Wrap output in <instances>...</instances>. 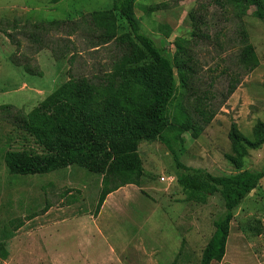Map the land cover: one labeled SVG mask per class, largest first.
Listing matches in <instances>:
<instances>
[{
	"label": "rangeland",
	"instance_id": "obj_1",
	"mask_svg": "<svg viewBox=\"0 0 264 264\" xmlns=\"http://www.w3.org/2000/svg\"><path fill=\"white\" fill-rule=\"evenodd\" d=\"M112 3L0 0V107L7 106L11 114L16 109L26 113L70 76L108 69L118 50L113 43L88 49L93 34L83 18L109 9ZM135 4L142 31L156 44L164 37L171 56L174 41H185L197 70L190 87L197 92L210 90L217 95L216 102L226 91L223 70L233 64L234 51L245 40L242 34L254 45L260 63L242 78L208 125L191 113L185 100L188 92H179L169 106L170 125L164 132L173 150L160 141L141 142L140 186L126 185L107 195L97 215L101 184L97 174L79 167L40 175L8 173L5 152H44L7 113L0 112V244L4 232L10 233L0 264H200L214 222L225 209L219 194L205 203L186 199L175 181L181 170L174 155L191 170L213 175L233 172L225 158L231 153L230 125L235 123L245 137L252 138L255 122L264 121V21L251 15L252 6L246 15L240 14L238 0H137ZM79 21L71 30L69 26ZM119 25L120 32L126 30ZM217 44H224V50ZM174 73L180 85L177 68ZM177 128L183 130L178 142L173 137ZM243 161L242 170L264 169V145L249 150ZM163 177L174 181L163 182ZM46 206L49 209L42 212ZM16 224H21L18 229ZM219 264H264V178L232 212Z\"/></svg>",
	"mask_w": 264,
	"mask_h": 264
},
{
	"label": "trees",
	"instance_id": "obj_2",
	"mask_svg": "<svg viewBox=\"0 0 264 264\" xmlns=\"http://www.w3.org/2000/svg\"><path fill=\"white\" fill-rule=\"evenodd\" d=\"M46 1L51 4L60 2ZM136 1L113 0L109 9L92 11L83 18L87 19L84 23L89 24L86 28L93 34L88 49L113 43L118 50L108 69L102 68L89 76H70L26 113L16 109L11 114L7 106L0 107V112L7 113L13 124L33 138L44 152H5L3 161L8 173L40 175L79 167L97 174L101 177V184L94 210L96 215L110 193L126 185L140 186L144 176L138 152L141 142L160 141L173 150L164 132L170 125L169 106L179 92H188L185 100L191 113L208 125L226 99L236 91L242 78L260 63L254 45L248 41L246 33L245 36L242 34L245 40L234 51L233 64L223 70L228 81L226 91L219 94L222 99L216 102L217 95L210 90L197 92L190 87V83L192 85L197 80V70L191 63L185 41H174L175 53L171 56L164 37L156 44L142 31L140 21L135 17ZM238 4L236 9L240 14L246 15L252 6L251 15L264 21V0H238ZM80 21L73 24L75 27L69 26L70 29L77 28ZM120 23L126 27L123 32H120ZM217 47L224 50L225 45L217 44ZM174 68L179 71L180 85L176 82ZM182 133V129H176L173 135L176 142ZM251 136L245 137L235 123L230 125L231 153L225 158L233 172L228 175L188 169L174 155L175 165L181 170L176 181L186 199L205 203L209 196L219 194L225 209L223 216L214 222L215 229L202 251L200 264L221 263L232 212L264 178V169L242 170L249 150L264 145V121L255 122ZM20 225L16 224L14 229ZM9 234V230L4 232L0 252L6 246L4 241Z\"/></svg>",
	"mask_w": 264,
	"mask_h": 264
},
{
	"label": "built area",
	"instance_id": "obj_3",
	"mask_svg": "<svg viewBox=\"0 0 264 264\" xmlns=\"http://www.w3.org/2000/svg\"><path fill=\"white\" fill-rule=\"evenodd\" d=\"M171 178H172V177H171ZM171 178L168 177V178L165 179V178L163 177V178H161V181H163V182H164V181H173V178H172V180H171Z\"/></svg>",
	"mask_w": 264,
	"mask_h": 264
},
{
	"label": "clouds",
	"instance_id": "obj_4",
	"mask_svg": "<svg viewBox=\"0 0 264 264\" xmlns=\"http://www.w3.org/2000/svg\"><path fill=\"white\" fill-rule=\"evenodd\" d=\"M168 178V177H167ZM174 181V180H173ZM175 181H176V179H175Z\"/></svg>",
	"mask_w": 264,
	"mask_h": 264
},
{
	"label": "crops",
	"instance_id": "obj_5",
	"mask_svg": "<svg viewBox=\"0 0 264 264\" xmlns=\"http://www.w3.org/2000/svg\"><path fill=\"white\" fill-rule=\"evenodd\" d=\"M36 89V88H35Z\"/></svg>",
	"mask_w": 264,
	"mask_h": 264
}]
</instances>
